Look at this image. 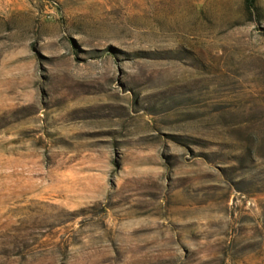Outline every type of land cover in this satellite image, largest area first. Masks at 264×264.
<instances>
[{"label":"rangeland","instance_id":"obj_1","mask_svg":"<svg viewBox=\"0 0 264 264\" xmlns=\"http://www.w3.org/2000/svg\"><path fill=\"white\" fill-rule=\"evenodd\" d=\"M0 264H264V0H0Z\"/></svg>","mask_w":264,"mask_h":264},{"label":"trees","instance_id":"obj_2","mask_svg":"<svg viewBox=\"0 0 264 264\" xmlns=\"http://www.w3.org/2000/svg\"><path fill=\"white\" fill-rule=\"evenodd\" d=\"M246 1H247V3L250 2V0H246Z\"/></svg>","mask_w":264,"mask_h":264}]
</instances>
